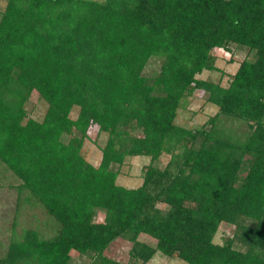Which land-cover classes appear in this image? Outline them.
Returning <instances> with one entry per match:
<instances>
[{"label":"trees","instance_id":"trees-1","mask_svg":"<svg viewBox=\"0 0 264 264\" xmlns=\"http://www.w3.org/2000/svg\"><path fill=\"white\" fill-rule=\"evenodd\" d=\"M216 48L254 55L226 86L198 77L218 70ZM197 87L217 112L177 124ZM92 124L107 133L97 166L81 151ZM135 156L149 162L128 188L117 177ZM0 163L19 180L0 264H264V0H6ZM118 240L130 261L108 255Z\"/></svg>","mask_w":264,"mask_h":264},{"label":"rangeland","instance_id":"rangeland-1","mask_svg":"<svg viewBox=\"0 0 264 264\" xmlns=\"http://www.w3.org/2000/svg\"><path fill=\"white\" fill-rule=\"evenodd\" d=\"M6 0H0V12L4 9ZM215 54V66L218 70L209 72L204 71L199 78L212 79L215 82H220L223 86H226L231 77L236 72L240 62L245 58L254 57L253 53L248 54L243 49H234L233 52H227L221 48L213 50ZM207 92L201 88H196L191 97H186L181 101V108L178 110L176 123L188 128H196L208 120L209 117L213 116L217 112V107L210 104L207 101ZM26 109L28 116L36 120H41L47 109V103L40 99L37 93L32 92L29 101L26 103ZM77 115V107H75L70 114V117L75 118ZM230 126L237 127V130H245L244 124L237 123ZM107 139V133L100 132L97 125L92 124L88 130L87 137L85 138L82 146V154L87 161L97 166L101 159V148L105 144ZM168 159L167 155L161 156V161L164 163ZM149 162L148 156H135L129 159V163L122 167L123 173L117 177V183L128 188H134L142 183V171ZM116 169L117 166H112ZM19 180L10 172L7 167L0 163V248L7 241L11 234V224L14 215V204L16 193L13 189V185L18 184ZM44 220V219H43ZM95 222H101L103 220V212L98 211L94 217ZM32 226L30 220L26 216L19 217L18 222L14 227L15 238H20L22 229L25 227ZM41 235L47 237L49 233L45 234L42 229L39 230ZM231 228L226 224H220L215 236L214 242L221 243L222 238L225 234H229ZM142 241H150L151 239L147 236H141ZM130 243L125 240H118L115 242L108 255L123 261H130L129 248ZM71 256L78 262H83L85 257L79 253L72 251ZM146 264H186L182 259L175 256L167 257L157 252L153 258Z\"/></svg>","mask_w":264,"mask_h":264}]
</instances>
